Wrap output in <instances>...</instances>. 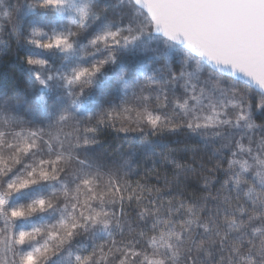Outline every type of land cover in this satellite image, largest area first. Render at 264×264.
I'll use <instances>...</instances> for the list:
<instances>
[{"label": "snow or ice", "instance_id": "1", "mask_svg": "<svg viewBox=\"0 0 264 264\" xmlns=\"http://www.w3.org/2000/svg\"><path fill=\"white\" fill-rule=\"evenodd\" d=\"M116 3L130 13L128 34L122 35L125 29L119 26L113 30L110 22L91 35L89 44L105 46V59L114 62L113 48L121 41L159 35L166 45L181 47L179 73L168 58L157 70L160 81L153 72L124 85L136 105L128 104L126 93L119 105L79 114L70 109L91 83L84 77L100 70L96 63L84 67L72 58L74 44L86 34L92 7L85 0H42V9L75 11L80 30L65 33L53 27L49 34L33 27V36L46 39L28 40L30 21L25 17L37 5L32 0L9 2L4 18L16 44L26 40L65 53L64 67L57 65L56 73H45L51 67L47 57H27L26 64L38 86L51 88L63 80L57 86L66 88L69 104L47 118L27 120L0 106V253L11 251L13 238L24 244L34 232L47 228L49 238L69 257L77 248L74 264H117L118 259L119 264H133L141 251L147 264H264V128L254 119L256 111L264 109V99L254 103V98L264 97V0ZM74 82L80 83L79 91L68 87ZM153 101L157 109L170 105L171 113H157ZM128 112H135V127L108 125L113 116L120 121ZM106 125L138 141L130 144L124 164L139 153L151 160L152 169L141 175L124 165L105 164L104 154L92 145L100 143L98 129ZM166 135L194 142L184 150L199 157L204 182L199 194L185 195L184 180L196 168L177 162L174 150L159 139ZM161 163L174 165L176 171L172 179L156 172L155 180L161 182L157 186L149 177ZM41 213L55 222L39 228L32 224L33 231H25L30 219ZM83 234L90 236L87 245L78 244ZM145 242L153 249L151 257ZM24 257L32 259L33 253Z\"/></svg>", "mask_w": 264, "mask_h": 264}, {"label": "clouds", "instance_id": "2", "mask_svg": "<svg viewBox=\"0 0 264 264\" xmlns=\"http://www.w3.org/2000/svg\"><path fill=\"white\" fill-rule=\"evenodd\" d=\"M36 3L37 7L31 9L28 12V16L25 17L26 21H30L27 27V39H37L44 40L46 37H42L39 34L33 36V27L41 28L44 32L51 34V29L54 27L57 31L67 32L71 29L73 32L80 30V16L75 11L65 10L64 12H58L54 9H42L39 4L42 0H32ZM81 0H77L79 4ZM93 9L92 13L89 14L88 19L85 21L87 25L86 34L83 38L79 39L77 43L74 44L75 55L73 59H78L81 66L90 67L92 63H96L99 67L98 72L92 73L91 77H84V79H90L91 83L87 85L86 94L80 98L77 105H73L70 110L77 111L79 114H87L92 111L100 110L104 107H109L111 104H117L116 101H120L122 97L128 92L124 88L125 84H134L137 80H140L144 75L149 73L157 72L158 69L155 65L159 64L161 61L164 62L170 58L169 62L173 65V60L175 59V64L182 58L183 51L179 45H166L165 41L159 35H141L136 39L130 40L128 43L120 42L119 46L113 48L115 53V61L106 60L108 55V49L103 45L92 46L89 44V39L91 35L96 31L103 28L107 23L112 24L113 30L117 26L124 28L122 35H127V20L128 14H126V9L116 3V0H85ZM39 16L40 19H31ZM70 17H74L75 23ZM116 22H119L117 24ZM81 45H86V47L81 48ZM25 49L36 50L33 53L25 52L23 55L25 59L22 61L19 57V53L23 52ZM131 52L132 60L131 62L125 63L121 60L124 53ZM53 54L58 59L51 62L50 68H45V73L57 72V65L64 67L61 64V60L65 56V53L58 51H47L42 48H37L35 45L27 43V41H21L19 44L15 43L14 50L9 52L11 57H15L19 60L22 65L23 70L28 73L29 66L26 64L27 57H47V54ZM100 61H104L100 64ZM67 63V62H65ZM132 73L134 79L129 80L128 74ZM32 77V76H31ZM122 77V78H121ZM101 81L109 85V91L105 92L101 86ZM57 83L60 85L64 84L63 80H59L54 83L51 88H44L38 86L35 81L33 87L31 88L30 99H21V102L15 105L17 111L24 110L26 116L32 118L33 116L39 117L42 114H51L49 112L50 107L61 108L69 104V99L66 96V88L58 87ZM71 87L74 92L79 91L80 83L74 82ZM4 95H7L4 94ZM45 98L44 101L40 100V97ZM264 97L254 98V103L259 104ZM119 105V104H117ZM119 111V109H118ZM128 117H131L129 119ZM254 119L257 125L264 128V109L257 110ZM135 112H128L124 114L120 121H116L115 116L113 120L108 122L110 125L113 122L119 123L120 126L135 127ZM104 126L102 128H109L110 126ZM119 126V127H120ZM101 129V128H99ZM98 129V130H99ZM260 129H258L259 131ZM135 139V137H133ZM93 146V145H92ZM96 146H99L96 145ZM55 221L48 215L38 214L34 219H30V224L25 227V231L32 232L31 227L34 224L36 227L41 225H46L54 223ZM100 227H103L102 225ZM49 230L43 228L38 232H34L30 237H28L24 244H17L15 239L11 242V251L5 249L4 252L0 253V264H58L59 261H63V264H74L75 255L79 254L77 248L74 246L72 249V257L68 256V251L57 247V240L49 238ZM103 235V233H100ZM91 242L90 236L88 234H83L78 238V244L82 243L87 245ZM28 245V247H25ZM34 248H39L40 252H33ZM145 248L147 255L152 256L153 249L147 245L145 242ZM161 251V256L163 255V249ZM27 252L33 253L32 259H25L24 254ZM145 252L141 251L140 257L133 260V264H147L144 260ZM160 257H155L154 259H159ZM119 264V259L117 260ZM166 264H172L170 260L166 261Z\"/></svg>", "mask_w": 264, "mask_h": 264}, {"label": "trees", "instance_id": "3", "mask_svg": "<svg viewBox=\"0 0 264 264\" xmlns=\"http://www.w3.org/2000/svg\"><path fill=\"white\" fill-rule=\"evenodd\" d=\"M10 0H0V50H7L8 52L14 50L15 48V38L10 36L9 33L11 31L8 26V20L4 18V13L8 8ZM34 19L39 20L40 17L37 16ZM36 50L34 49H25L23 52L19 53L23 55L25 52L33 53ZM47 58L54 62L58 59L55 55L49 53L47 54ZM121 60L125 63L131 62L132 54L131 52H126L122 55ZM164 66V62L161 61L159 64L155 65L156 68H162ZM173 71L178 75L179 73V63L175 64V59L173 60L172 65ZM152 74V73H149ZM206 75V72H205ZM128 79H134V75L132 73L128 74ZM157 81H160V74L156 73ZM34 80L33 78L26 73L22 65L19 63V60L15 57H11L10 55H3L2 51H0V106L5 107L8 110H14L19 113L20 116H23L26 120L30 119V117L26 116L24 110L17 111L15 105L21 102V99H30L31 88L33 87ZM101 86L105 92L109 91V85L105 84L101 81ZM160 86L162 82H160ZM7 95H4L6 94ZM138 94V90H137ZM123 98V97H122ZM129 105H136L137 101L134 100L132 93L129 92L126 97ZM121 101V100H120ZM120 101H116L117 104H120ZM153 110L157 113L170 114L171 106L168 108H160L157 109L155 107V102L153 101ZM57 108L50 107L49 112L51 114H55L57 112ZM48 114H42L38 118L44 119L47 118ZM258 123V122H256ZM87 124V121L82 123L81 132H83V127ZM120 125L117 122L116 127L118 128ZM66 131L68 129H65ZM97 140L100 142L99 146L93 145L92 147L96 149L98 153L104 154V163L109 166H120L124 165L125 170H138L141 175H144L145 169H152L151 160H144L143 157L138 153L136 156H133L130 160H128L127 164H124V161L129 156V146L130 144L134 146L138 141H130L124 133H118L112 127L109 128H101L98 130ZM157 139V138H153ZM164 144L174 150L173 155L176 157L178 163L182 165H191L196 168L195 173H190L188 178L184 180L183 189L185 195L190 193L199 194L203 190V180L200 179V160L199 157H194L191 151H185V145L191 147L193 145V141L189 138L179 135V136H170L166 135L164 137L159 138ZM226 167V162L224 164ZM176 169L174 165L170 164H157L155 170H153V174L149 177V182L154 183L157 186H161V182L155 180L156 172H159L161 177L167 176L169 179L173 178ZM135 179V177H133ZM183 179V175H182ZM219 180H223V175H218ZM219 186L218 184L216 185ZM139 251V248H137Z\"/></svg>", "mask_w": 264, "mask_h": 264}, {"label": "rangeland", "instance_id": "4", "mask_svg": "<svg viewBox=\"0 0 264 264\" xmlns=\"http://www.w3.org/2000/svg\"><path fill=\"white\" fill-rule=\"evenodd\" d=\"M206 75H207V72H206ZM141 80H143V77L141 78Z\"/></svg>", "mask_w": 264, "mask_h": 264}]
</instances>
